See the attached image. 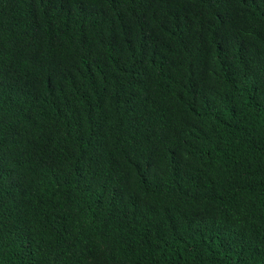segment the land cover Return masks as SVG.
Returning <instances> with one entry per match:
<instances>
[{"label":"trees","instance_id":"obj_1","mask_svg":"<svg viewBox=\"0 0 264 264\" xmlns=\"http://www.w3.org/2000/svg\"><path fill=\"white\" fill-rule=\"evenodd\" d=\"M0 264H264V0H0Z\"/></svg>","mask_w":264,"mask_h":264}]
</instances>
